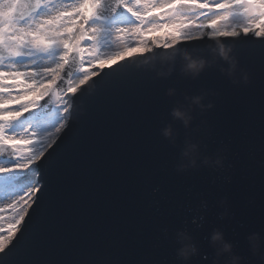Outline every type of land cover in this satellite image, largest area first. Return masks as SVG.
I'll list each match as a JSON object with an SVG mask.
<instances>
[{"label": "water", "instance_id": "water-1", "mask_svg": "<svg viewBox=\"0 0 264 264\" xmlns=\"http://www.w3.org/2000/svg\"><path fill=\"white\" fill-rule=\"evenodd\" d=\"M224 47L231 74L217 65L183 72L185 58L209 53L195 41L178 49L171 74L159 71L162 57L132 55L116 73L105 67L41 163L37 210L0 264H264L245 240L264 220V41L228 39ZM196 97L189 126L200 158L181 170L171 111L178 118L177 101ZM185 151L191 163L195 149ZM177 227L195 249L186 261L171 243ZM213 229L238 241L219 261Z\"/></svg>", "mask_w": 264, "mask_h": 264}, {"label": "snow or ice", "instance_id": "snow-or-ice-1", "mask_svg": "<svg viewBox=\"0 0 264 264\" xmlns=\"http://www.w3.org/2000/svg\"><path fill=\"white\" fill-rule=\"evenodd\" d=\"M164 29L177 35L148 36ZM244 38L264 41V0H0V192L16 179L38 177L41 163L60 146L72 123L76 100L108 74L101 62L111 61L107 67L116 73L130 59L123 54L140 47L135 55L146 62L162 57L159 71L171 74L178 49L195 41L209 53L185 58L183 72L196 76L217 65L231 74L235 63L225 41ZM53 97L62 101L54 122L49 119ZM195 101H177L178 118L171 111L170 123L179 125L173 147L181 170L196 166L200 158L202 142L189 126L202 97ZM187 144L195 149L191 163L183 161L189 156ZM25 184L9 195L7 208L14 216L7 228L0 227V254L16 247L37 210L43 185L38 178ZM213 234L219 239L209 244L219 261L225 255L218 254L220 247L227 244L232 251L238 241L226 239L219 229ZM190 238L177 227L171 243L178 251ZM245 240L264 254V220Z\"/></svg>", "mask_w": 264, "mask_h": 264}, {"label": "rangeland", "instance_id": "rangeland-1", "mask_svg": "<svg viewBox=\"0 0 264 264\" xmlns=\"http://www.w3.org/2000/svg\"><path fill=\"white\" fill-rule=\"evenodd\" d=\"M175 35L177 34L170 29H164L161 31H157L155 33L148 34L149 37H158L160 39H164L165 37L175 36ZM137 48L139 47H133L129 51L125 52L123 55H129L132 51H134ZM101 63H104L107 66L108 64H111V61H105ZM59 103L61 105L62 101H60ZM55 117H56V113L52 115L49 119L54 122ZM38 131H43V127L39 128ZM34 180H36L35 174L31 176L29 180H26V181L16 179L15 183L5 186L3 192H0V208H4V211L0 212V227L7 228L9 223L12 222V218L14 216L13 210L7 208V205L11 202V197L9 195H13L16 192L21 191L23 187L26 186L25 183H28L29 181H34Z\"/></svg>", "mask_w": 264, "mask_h": 264}, {"label": "clouds", "instance_id": "clouds-1", "mask_svg": "<svg viewBox=\"0 0 264 264\" xmlns=\"http://www.w3.org/2000/svg\"><path fill=\"white\" fill-rule=\"evenodd\" d=\"M219 238L216 236L214 237V240H218ZM195 251L194 248L186 245L182 248H180L177 252V255L182 258L183 260H187L188 257ZM231 250H230V246L227 244H224L220 247V249L218 250V254H230ZM228 264H239V260L236 257H232V259L228 262Z\"/></svg>", "mask_w": 264, "mask_h": 264}]
</instances>
